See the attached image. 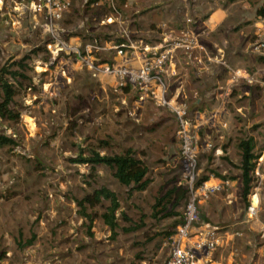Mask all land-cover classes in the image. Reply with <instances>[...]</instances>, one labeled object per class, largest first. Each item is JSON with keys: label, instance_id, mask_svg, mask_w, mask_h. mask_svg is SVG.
Listing matches in <instances>:
<instances>
[{"label": "rangeland", "instance_id": "obj_1", "mask_svg": "<svg viewBox=\"0 0 264 264\" xmlns=\"http://www.w3.org/2000/svg\"><path fill=\"white\" fill-rule=\"evenodd\" d=\"M88 1L71 0V9L59 24L60 35L66 40L77 35L90 44L98 38L113 39V44L126 41L125 35L138 17L132 15L135 3L131 0L132 5L125 7L115 0L113 9L109 0H100L92 7L86 4ZM140 1L150 7L147 14L154 18L163 0ZM239 1L248 2L252 9L258 3ZM19 2L4 0L5 9L0 11V69L24 60L20 73L26 77L15 81L8 77L16 90L9 108L18 119L0 117V135L12 137L16 143L0 149V264H166L167 234L180 221L185 203L175 206L172 200L158 204L168 190L182 186L173 114L151 101L136 105L134 94L130 101L127 96L126 103L121 102L122 94L109 88L102 90L99 78L85 68L69 69L66 64V75H62L64 63L58 64V60L68 56L62 54L51 62L46 48L51 39L43 21L21 10L13 9L14 17L7 15L8 7L14 8ZM109 17L113 19L110 22ZM150 36L155 37L156 32ZM241 93L228 100L224 138L213 137L212 151L199 156L198 162L201 178L213 171L230 181L239 179L232 188L236 200L223 208L220 202L227 199L228 190L212 196L207 207L199 209L200 223L219 221V226L235 228L243 220L253 194L257 195L254 201L259 200L258 209L264 210V163L256 162L246 200L237 165H224L222 156L219 164L211 165L214 149L231 148L230 155H240L239 142L252 135L257 138L255 153L264 151L263 94L257 91L256 99L249 101L244 96L239 103ZM100 141L108 143L98 150L102 155L121 154L127 148L136 151L149 169L146 190L129 194V188L119 185L109 169L99 166L91 174L88 166L70 161L86 149L97 148ZM101 186L114 191L121 206L114 240L101 218L108 202L87 209L92 217L90 228L78 214L76 201ZM255 233L258 249H253L249 257L264 264V237L257 238ZM33 235L31 246H18L19 241L25 244Z\"/></svg>", "mask_w": 264, "mask_h": 264}, {"label": "crops", "instance_id": "obj_2", "mask_svg": "<svg viewBox=\"0 0 264 264\" xmlns=\"http://www.w3.org/2000/svg\"><path fill=\"white\" fill-rule=\"evenodd\" d=\"M29 1L26 0L25 3ZM99 1L95 0V2L89 3V0L86 4L90 7L97 6L100 4ZM132 1L136 5L132 15H138V17L132 22V30L129 29L127 34L133 41H142L148 45L149 43L161 45L164 40L172 41L188 34L195 37L202 47V49L194 50L191 53L178 51L175 55L174 65L167 67L163 79L168 89V98L185 103L192 114L199 113V116L206 120L204 121L205 126L199 131V137L202 144L210 143L212 146L213 137L224 138L222 133L228 127L225 118L229 114L227 104L228 100H231V96L233 97L238 91H242L237 101L244 96H248V100L252 101L251 99L258 97L256 95L258 91L264 97V89L260 84L257 82L248 83V79L254 81L264 75V58L252 50L257 35L263 29L261 18H256V11L262 5V1L258 0L257 5H253L255 9H252V5L248 2H240L239 0H178L176 2L163 0L158 3L159 12L154 18L152 15L147 14L150 7L145 4L142 5L140 0ZM138 2L141 6L138 5ZM15 5L19 4L15 3ZM128 5L129 7L132 5L131 0H127L124 6L128 7ZM9 8L10 11L7 15L14 17L13 9L18 7L14 6L13 8L12 6ZM3 9H5L4 0H0V11ZM21 22L22 19L19 23L21 24ZM152 29H156V31ZM152 32H156L155 37L150 36ZM147 38L148 40L152 38L153 41L149 40V43H147ZM66 41L70 46L80 47L83 51L92 49L91 54L99 63H115L133 68L139 67L142 63L140 52L128 50V57L116 56L111 47V44L114 43L113 39L101 41L98 38L97 48H89L93 46L94 41L92 44L86 43L77 35H71ZM198 60L201 62H198ZM61 62L64 63V67L67 64L69 69L80 67L71 55L66 60H58V64ZM229 65L235 67L231 68ZM233 71L239 72V78L236 81L232 79ZM99 81L102 90L109 88L115 93L122 94L121 102L126 103L127 96H129L128 100L130 101V95L134 94L130 89H128L129 91L126 89L117 90L115 81L111 77L101 76ZM242 87L247 88L242 89ZM250 138L256 143L257 138L255 135L248 139ZM211 151L212 147L206 152H201L199 156ZM230 154L231 148L214 149V159L211 161V165L219 164L220 156H222L225 159L224 165L238 166L241 161L240 150V155ZM263 163L264 151L258 155L257 165ZM212 178L222 179L209 174V179ZM238 180L235 181L232 178L230 181L231 187L227 189V199L220 202L223 208L236 200L232 188ZM206 204L205 202L200 208ZM242 218L241 222L235 224V228L219 226L221 224L219 221L218 223L212 221L200 223V225L218 227L223 238L220 247L208 255L206 264H258L257 261L254 262L249 257V254L253 252V249H258L256 242L253 240L254 232H256L257 238L264 237V210L258 209L256 217L253 219H248L246 212Z\"/></svg>", "mask_w": 264, "mask_h": 264}, {"label": "built area", "instance_id": "obj_3", "mask_svg": "<svg viewBox=\"0 0 264 264\" xmlns=\"http://www.w3.org/2000/svg\"><path fill=\"white\" fill-rule=\"evenodd\" d=\"M14 10L32 13L43 21L51 41L46 48L51 55V62L56 61L62 54L73 56L80 67L88 70L92 77L108 76L114 79L116 89L119 91L128 88L135 94L134 102L143 106L151 101L157 107L168 109L177 123L178 154L180 168V182L187 190V199L183 207L182 221L169 236V253L166 264H206L209 254L214 252L222 243V232L218 227L200 225V206L212 196L217 195L231 187L229 179H208L200 182L198 169L199 155L211 149L210 143L202 144L199 137L200 129L205 126L206 120L199 113L192 114L189 107L177 99L168 98V89L163 76L167 67L174 65L175 55L178 51L191 53L202 49L198 40L188 34L176 40L165 41L161 45H148L142 41H133L125 35L126 41L111 44L116 56H127L128 50L140 52L142 63L133 68L115 63H99L92 56V49L82 50L80 47L70 46L60 35L59 22L71 9V0H30L25 3L21 0ZM115 0H109L114 9ZM20 13V12H19ZM113 19L109 17L108 22ZM263 29L256 37L252 50L264 58V17H261ZM98 41L94 39L93 46L97 48ZM128 59V58H127ZM198 62H201L198 60ZM62 75H66L64 64ZM264 72V69H263ZM239 72H232V79L236 81ZM70 80V78H67ZM257 82L264 89V75L258 80L248 79V83ZM253 194L247 207L248 219L256 217L259 200L255 203Z\"/></svg>", "mask_w": 264, "mask_h": 264}, {"label": "trees", "instance_id": "obj_4", "mask_svg": "<svg viewBox=\"0 0 264 264\" xmlns=\"http://www.w3.org/2000/svg\"><path fill=\"white\" fill-rule=\"evenodd\" d=\"M121 5H124L127 0H117ZM233 1V0H231ZM262 5L256 11V18L264 17V0ZM95 0H90L89 3H93ZM24 60L20 62H14L12 65H4L0 69V117L7 120H17L18 114L13 113L10 110V105L14 101L16 94L15 86L8 80V77L13 79V81L18 78L26 79V77L20 73L24 69ZM12 66H17V70H12ZM125 90V88H124ZM128 90V88H126ZM16 145L12 137L5 135H0V149L4 147H13ZM108 143L100 141L98 147H91L80 153L76 158L70 159L74 164L86 165L90 169V173L93 174L95 169L99 166L105 167L112 172L113 178L118 182L119 185L129 188V194L136 191L142 192L146 190L149 185L148 172L149 169L145 162L137 157V153L132 148H127L121 154L113 155H102L98 150L106 148ZM256 143L253 139L241 140L238 144V149L241 152V161L237 168L241 171V181H242V197L244 200L250 193L253 182V173L256 168V162L258 155L255 153ZM231 164V163H230ZM216 177L226 179L225 176H220L212 171ZM93 176V175H91ZM209 175L200 178V182L207 181ZM187 190L183 186H174L168 190L165 196L158 201V204L165 202L169 204L172 200L175 206H179L182 202H186ZM103 202H108V206L105 212L102 214L101 218L106 227L110 231V238L114 240L117 236L118 229V217L117 212L120 210L121 206L118 200L117 194L108 189L106 186H101L94 189L91 193L87 194L81 200L76 201V205L79 208L78 214L88 221V228L92 225V217L87 213L88 208H93L95 206L101 205ZM185 204V203H184ZM120 217L127 220V217L120 213ZM182 221V215H180V221L174 224V228L177 227ZM175 230V229H174ZM174 232V231H173ZM172 232V233H173ZM172 233H168L170 236ZM91 235V233H90ZM35 236L33 235L25 244L18 242L19 247L31 246L34 242Z\"/></svg>", "mask_w": 264, "mask_h": 264}, {"label": "bare ground", "instance_id": "obj_5", "mask_svg": "<svg viewBox=\"0 0 264 264\" xmlns=\"http://www.w3.org/2000/svg\"><path fill=\"white\" fill-rule=\"evenodd\" d=\"M256 203V202H255Z\"/></svg>", "mask_w": 264, "mask_h": 264}]
</instances>
